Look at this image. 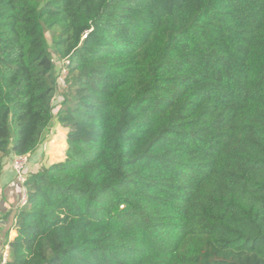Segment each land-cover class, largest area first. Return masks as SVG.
Masks as SVG:
<instances>
[{"label": "trees", "instance_id": "obj_1", "mask_svg": "<svg viewBox=\"0 0 264 264\" xmlns=\"http://www.w3.org/2000/svg\"><path fill=\"white\" fill-rule=\"evenodd\" d=\"M54 123L6 264H264V0H0V175Z\"/></svg>", "mask_w": 264, "mask_h": 264}, {"label": "crops", "instance_id": "obj_2", "mask_svg": "<svg viewBox=\"0 0 264 264\" xmlns=\"http://www.w3.org/2000/svg\"><path fill=\"white\" fill-rule=\"evenodd\" d=\"M63 132H65V130H63ZM44 148L42 143L40 147L30 155L29 164L26 168L27 174L36 172L40 167L36 161L39 160V150ZM62 158L63 157H60L58 160ZM10 160L11 158L9 157L3 158V166L0 175V253L6 237L8 236L9 239H11L14 235V230L12 228L14 212L21 194V184L14 178Z\"/></svg>", "mask_w": 264, "mask_h": 264}, {"label": "built area", "instance_id": "obj_3", "mask_svg": "<svg viewBox=\"0 0 264 264\" xmlns=\"http://www.w3.org/2000/svg\"><path fill=\"white\" fill-rule=\"evenodd\" d=\"M69 64V60L67 58H64L63 60L60 61L59 63V72L57 75V82L58 85H61V87H65V82L64 78L67 75V65ZM29 163V155L28 154H15L12 156L10 160V166L14 174V178L17 182L21 184V194L19 197V200L17 201V206H21L25 203L26 201V195H25V187L23 185L25 179H26V168ZM9 237L7 236L3 247L1 251V256H0V264H6V260L8 258V241Z\"/></svg>", "mask_w": 264, "mask_h": 264}, {"label": "rangeland", "instance_id": "obj_4", "mask_svg": "<svg viewBox=\"0 0 264 264\" xmlns=\"http://www.w3.org/2000/svg\"><path fill=\"white\" fill-rule=\"evenodd\" d=\"M61 85H59L58 93L61 94L63 91ZM61 95L58 96L54 102V112L58 108V101L61 100ZM53 127L49 128L48 133L45 134V138L43 140L44 149L39 150L38 158L39 160L36 161L39 166L48 165L51 162L57 161L60 157L64 156V150L66 147L65 142V132L57 123L52 125ZM60 127V128H59ZM42 164V165H41Z\"/></svg>", "mask_w": 264, "mask_h": 264}]
</instances>
